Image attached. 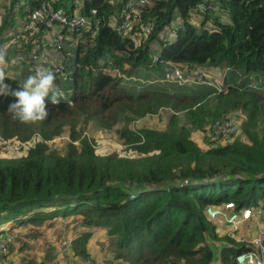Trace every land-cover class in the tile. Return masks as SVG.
I'll return each instance as SVG.
<instances>
[{"label": "trees", "instance_id": "16d2710c", "mask_svg": "<svg viewBox=\"0 0 264 264\" xmlns=\"http://www.w3.org/2000/svg\"><path fill=\"white\" fill-rule=\"evenodd\" d=\"M45 1H5L0 48L26 36L21 50L28 61L32 37L25 28ZM133 1L56 0L68 16L79 9L91 22L64 53L73 63L72 80L61 82L72 86L71 102L46 100L48 117L22 124L7 111L15 97L0 95L2 136L23 142L38 136L25 155L0 157V227L75 216L85 227L106 230L117 257L128 264H215L218 252L211 240L224 242L221 264H238L237 256L249 250L247 242L221 237L206 210L226 202L264 209V83L254 86L257 79L264 81V0H146L141 21L153 23L154 30L141 43L115 27ZM200 2L217 10L193 21ZM177 20L176 38L165 43L166 28ZM154 54L185 68H229L226 88L218 92L207 84L161 81L168 88L154 89L133 81L142 79V69L165 76L166 66L154 63ZM0 67L4 83L18 90L26 79L10 76L9 64ZM162 108L174 111L165 129L136 124L162 116ZM231 114L245 115L240 127L246 139L223 142L204 135V147L192 139L194 131ZM122 117L119 140L136 154H99L82 123L112 128ZM65 125L71 128L70 141L62 151L51 149L47 141ZM24 212L31 215L18 217ZM0 236L9 237L4 228ZM92 236L86 230L72 240L77 255L89 257Z\"/></svg>", "mask_w": 264, "mask_h": 264}, {"label": "built area", "instance_id": "2783aa9c", "mask_svg": "<svg viewBox=\"0 0 264 264\" xmlns=\"http://www.w3.org/2000/svg\"><path fill=\"white\" fill-rule=\"evenodd\" d=\"M55 2L56 0L43 2L25 28V30H31L32 37L28 61H25L23 58H21V61L9 59L8 64L17 66L20 63H24L33 73L37 67L43 66L48 68L55 75L54 83L56 88L63 93V95L59 97V100L71 102L73 88L70 84L62 86L61 82L72 80L73 63L70 64L67 62L64 53L66 52V48L69 46L73 47L78 43V38L81 36L82 31L86 29L91 22L79 9L75 11L72 16H68L64 8L55 6ZM144 4H146V0H134L130 2L128 8L120 15L122 21L115 24L117 31L126 35H131L137 43H141L148 39L154 30L153 23H143L141 21ZM206 10L216 11L217 7L211 2H200L192 10V20H198L200 14ZM180 25L181 21L177 20L166 28L165 43L176 38L177 30ZM33 33H36V36H33ZM73 36H77V38H73ZM24 37L26 36H22L20 40ZM17 41L18 39L11 40L4 47L6 56H8L11 43ZM156 46L161 49L160 45ZM153 62L166 66L165 76L161 78V81L179 84H207L213 86L218 92L225 90L226 77L230 71L229 68H217L216 72L209 69L214 67H207L208 69L199 66L185 68L178 66L172 61L162 59L158 54H154ZM112 73L116 75L118 72L114 70ZM132 80L138 81L139 79L132 77ZM254 86H256V84ZM234 130L235 124L223 118L217 120L213 124L209 133L211 134L212 132L222 139H227ZM206 213L212 221H220L218 226L224 227L227 231V235L234 238L242 229V224L253 215L260 220L264 216V209L262 207H257L255 209L252 207L238 209L235 203L226 202L220 206H209ZM221 222H223V225H220ZM11 242L9 237L2 238L0 236V264H17L7 256V250ZM240 242H247L249 250L237 256L236 260L238 264H264V224L259 225L252 240H242ZM63 243L65 247L63 251H65L71 242L64 241Z\"/></svg>", "mask_w": 264, "mask_h": 264}, {"label": "rangeland", "instance_id": "374dc122", "mask_svg": "<svg viewBox=\"0 0 264 264\" xmlns=\"http://www.w3.org/2000/svg\"><path fill=\"white\" fill-rule=\"evenodd\" d=\"M5 1L7 0H0V7L4 8ZM0 15L4 14H2L0 11ZM17 42L18 43L16 44V46L12 47V50H10L8 53V56L10 57L9 59H18L17 57H13V55H15L14 53L21 56V58L26 59L25 53L21 50V47L26 45L28 43V40H19ZM7 62L8 61H6V64H8ZM13 67V65L9 64L8 69H11ZM146 72L147 69H142V79L139 78V80L136 82H138L139 84H145L149 87H153L154 89L168 88V86H166L167 83L160 84L161 81L157 80V78H162L164 76L162 72L157 71L155 74ZM8 74L12 77L19 78L18 71H15L13 69L10 72L8 70ZM152 77L156 79H153ZM262 82L264 83V81H258L257 79L255 81V84L257 87H260L262 85ZM260 89L264 90V84ZM173 112L174 111L170 108H162L158 113L162 116H148L144 119H141L139 122L137 121L136 124L139 126L145 125L163 130L166 128L168 116H170ZM181 116H183V114H181ZM223 118H226L227 120H230L235 124V130L227 139L220 138L223 142L232 140L233 138L246 139L242 135L240 127L243 119L245 118V115L243 114H231L228 116L219 117L214 121H210L204 126V128L194 131L191 135L192 139L198 142L203 147L208 145L207 142H204V135H208L207 139L210 140L218 139V136H216L212 132L210 134L209 131L217 120ZM123 124L124 117H122L120 119V122L112 128H102L95 123H90L89 127L87 128L86 124L82 123V128L86 127V130L83 134L95 139L96 148L99 154L118 152L119 154L134 156L136 154L134 153V150L130 149L127 145H123L119 140L117 130ZM70 129L71 128L69 125H65L63 128V132L60 135L47 141L49 147L54 150L62 151L65 145L70 141ZM37 137L38 136L34 135L30 141L23 142L18 136L15 135L6 139L0 132V157L14 158L25 155L28 151V148L34 143ZM78 143L79 142L77 141L76 144ZM48 210L52 209L46 208V210L43 211ZM30 215L31 214L29 212H24L18 217H24V219H26ZM219 222L220 221H214L218 228L219 235H221V237L227 236L226 229L224 227L222 228L218 226ZM256 223L258 226L259 222L257 221V217L253 215L249 220H246L242 224V229L238 232L236 237L232 239H234L238 243L242 240H252L257 232L256 230L258 229ZM220 225H223V222H221ZM3 228L12 241L10 247L7 250V256L9 250H12L15 256L16 254H18V258L16 261L15 259H12L17 264H21L20 262H28V264H128L126 258L117 257V250H115L116 246L114 244V240L107 234L106 230L95 227H85L82 223L81 218L79 217H57L53 219H44L42 221L31 222L28 224H19L18 222L16 224L15 222H4L0 229ZM86 230H92L93 232V236L88 245V258L77 255L73 250V247H71L69 251H67L66 249L65 251H63L65 248L63 243L64 241H72ZM210 242L215 245H221L223 243L222 240H219L217 242L211 240Z\"/></svg>", "mask_w": 264, "mask_h": 264}, {"label": "clouds", "instance_id": "9594fccd", "mask_svg": "<svg viewBox=\"0 0 264 264\" xmlns=\"http://www.w3.org/2000/svg\"><path fill=\"white\" fill-rule=\"evenodd\" d=\"M6 51L0 48V66L5 65ZM6 73L0 67V95H11L15 101L9 104L11 118L22 124H34L45 120L49 111L46 100L52 104L59 103L63 93L55 86V75L46 67H37L34 74L29 75L18 90H11L5 84Z\"/></svg>", "mask_w": 264, "mask_h": 264}, {"label": "crops", "instance_id": "0c3cea01", "mask_svg": "<svg viewBox=\"0 0 264 264\" xmlns=\"http://www.w3.org/2000/svg\"><path fill=\"white\" fill-rule=\"evenodd\" d=\"M71 50H72V47H70V48L67 49V51H71ZM201 68L208 69L207 67H201ZM12 69L15 70V71H18L19 79H26L29 75L34 74L33 72H31L30 68L26 64H24V63H20L17 66H14L13 68L8 69L9 72L12 71ZM209 69H211V70H213L215 72L217 71V68H209ZM8 70H7V73H8ZM149 72H151V71H149ZM157 80L161 81V78H157ZM257 221L259 222V225L264 224V216L260 220H258V218H257ZM259 225L257 226V223H256V226L257 227H259ZM70 242H72V241H70ZM223 243L221 245L220 244L219 245L213 244V245H215L216 250L218 252L217 259H216L217 261H216L215 264H221V262H220V256L219 255H220V247L223 245ZM71 247H72V244H69V246L67 247V251H69L71 249ZM9 254H11V255H9ZM8 257L10 259H15V261H16L17 258H18V254H16V256H15V254L13 253V251L12 250H9ZM20 263L21 264H28V262H26V263L20 262Z\"/></svg>", "mask_w": 264, "mask_h": 264}]
</instances>
